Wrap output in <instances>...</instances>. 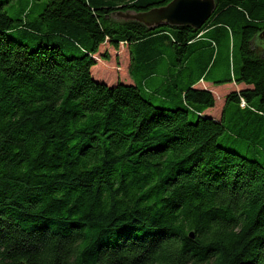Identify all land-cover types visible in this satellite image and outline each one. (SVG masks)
I'll return each mask as SVG.
<instances>
[{
	"label": "trees",
	"instance_id": "obj_1",
	"mask_svg": "<svg viewBox=\"0 0 264 264\" xmlns=\"http://www.w3.org/2000/svg\"><path fill=\"white\" fill-rule=\"evenodd\" d=\"M169 1L0 3V264H264V0L197 29L118 17ZM105 42L130 83L92 76ZM199 82L239 85L218 119Z\"/></svg>",
	"mask_w": 264,
	"mask_h": 264
},
{
	"label": "rangeland",
	"instance_id": "obj_2",
	"mask_svg": "<svg viewBox=\"0 0 264 264\" xmlns=\"http://www.w3.org/2000/svg\"><path fill=\"white\" fill-rule=\"evenodd\" d=\"M47 0H0V3L3 4V9L13 20H19L22 22L33 21L37 16L42 12L43 5ZM121 19L126 18L125 14L118 16ZM238 41H235V50H234V64L237 67L240 63L238 52L236 50ZM253 44L259 48L262 47V43L256 38L253 40ZM108 53L109 57L107 59L103 58L104 53ZM96 64L91 68V74L97 80L103 81L108 85L115 84L117 81L130 83L131 79L128 74L129 68V52L125 44H120L118 49L112 48L107 42L100 45L98 52L94 55ZM101 57V58H100ZM223 71V70H222ZM213 73L217 75L221 74V66L213 69ZM235 83H226L222 85H213V84H204L199 83V86L204 87L208 86L212 89V93L215 97V105L209 111H206L209 114H212L216 119L219 118L220 110L223 104L224 96L229 91V85ZM239 86V85H238ZM228 129L218 136V143L220 145L226 146V148L240 152L242 155L247 157H253L251 152L247 150V146L243 141L235 139L233 141L229 140ZM261 160V159H260Z\"/></svg>",
	"mask_w": 264,
	"mask_h": 264
},
{
	"label": "water",
	"instance_id": "obj_3",
	"mask_svg": "<svg viewBox=\"0 0 264 264\" xmlns=\"http://www.w3.org/2000/svg\"><path fill=\"white\" fill-rule=\"evenodd\" d=\"M214 9V0H170L166 5L144 12L124 14L126 18L140 21L152 28L161 25H190L197 29L207 21ZM256 39L264 45V30Z\"/></svg>",
	"mask_w": 264,
	"mask_h": 264
},
{
	"label": "crops",
	"instance_id": "obj_4",
	"mask_svg": "<svg viewBox=\"0 0 264 264\" xmlns=\"http://www.w3.org/2000/svg\"><path fill=\"white\" fill-rule=\"evenodd\" d=\"M200 83V82H199ZM204 84H211V83H206V82H203ZM233 85H235V84H233ZM206 89H209L210 91H212V89L210 88V87H208V86H204ZM239 86L238 85H235V87H233L232 85H229V89L228 90H230V89H233V88H238Z\"/></svg>",
	"mask_w": 264,
	"mask_h": 264
},
{
	"label": "built area",
	"instance_id": "obj_5",
	"mask_svg": "<svg viewBox=\"0 0 264 264\" xmlns=\"http://www.w3.org/2000/svg\"><path fill=\"white\" fill-rule=\"evenodd\" d=\"M244 104H245V103H244V100L241 99V101H240V105H241V106H244Z\"/></svg>",
	"mask_w": 264,
	"mask_h": 264
}]
</instances>
